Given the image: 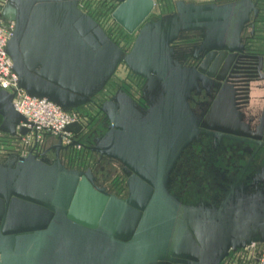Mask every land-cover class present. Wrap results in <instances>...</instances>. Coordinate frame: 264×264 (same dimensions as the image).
Here are the masks:
<instances>
[{
	"label": "water",
	"instance_id": "obj_1",
	"mask_svg": "<svg viewBox=\"0 0 264 264\" xmlns=\"http://www.w3.org/2000/svg\"><path fill=\"white\" fill-rule=\"evenodd\" d=\"M114 1L110 17L127 34L153 6V0ZM78 4L6 0L0 16L13 31L4 52L17 89L66 112L91 103L119 64L147 82L145 92L157 97L129 123L115 103L99 106L110 125L90 148L132 172L127 197L94 189L89 171L68 170L58 158L20 157L10 142L0 161V264H221L228 252L264 244V204L227 198L217 209L186 206L166 189L179 154L202 133L186 104L199 77L175 66L169 45L179 32L199 31L202 49L233 51L255 13L249 0L178 1L175 14L137 30L127 53ZM12 98L0 90V132L20 140L29 130L19 126Z\"/></svg>",
	"mask_w": 264,
	"mask_h": 264
},
{
	"label": "flooded vegetation",
	"instance_id": "obj_2",
	"mask_svg": "<svg viewBox=\"0 0 264 264\" xmlns=\"http://www.w3.org/2000/svg\"><path fill=\"white\" fill-rule=\"evenodd\" d=\"M178 1L194 6H222L242 0H172L171 9L154 18L157 0H153L149 14L132 34L124 32L111 19V12L119 4L114 0H79L78 8L127 53L137 30L144 24L175 14ZM249 3L255 13L251 11L242 25L233 51L202 49L199 31L179 32L169 45L175 66L199 77L186 104L202 133L181 151L168 173L166 185L168 194L182 205L202 204L217 209L227 198L233 202L247 198L256 205L264 204V0H249ZM105 9H110L108 14H104ZM105 16L110 22L108 29L103 27ZM117 31L132 38L128 47L120 46L115 39ZM146 83L119 64L92 102L84 105L95 111L96 128L78 119V127L71 128L68 142L57 136L46 138L43 135L41 142L32 139L27 144L21 141L22 137L17 140L0 132V161L6 154L3 150L10 142H15L20 157L31 152L32 155L42 154L50 162L58 158L68 170L89 171L94 189L126 199V181L132 172L124 169L118 160L100 156L90 148L93 140L100 138L110 125L99 106L104 102L115 103V112L124 123H129L138 113H145L157 97L145 92L148 91ZM117 183L118 191L114 189ZM236 252L238 250L228 252L221 264H229Z\"/></svg>",
	"mask_w": 264,
	"mask_h": 264
},
{
	"label": "built area",
	"instance_id": "obj_3",
	"mask_svg": "<svg viewBox=\"0 0 264 264\" xmlns=\"http://www.w3.org/2000/svg\"><path fill=\"white\" fill-rule=\"evenodd\" d=\"M5 2L6 0H0V13ZM12 31L13 22L5 21L0 16V90L13 93L12 108L23 118V122H20L19 126L29 130V133L23 136L21 141L25 144L32 139L41 142L43 135H51L68 142L70 131L64 129L77 122L78 113L76 110L62 111L46 99L29 97L22 90L17 89V79L11 71V61L4 52V47L11 37ZM261 246L262 249L252 264H264V244Z\"/></svg>",
	"mask_w": 264,
	"mask_h": 264
},
{
	"label": "rangeland",
	"instance_id": "obj_4",
	"mask_svg": "<svg viewBox=\"0 0 264 264\" xmlns=\"http://www.w3.org/2000/svg\"><path fill=\"white\" fill-rule=\"evenodd\" d=\"M171 2H172V0H157V2H156L157 4L155 7L156 9L153 12L152 17L153 18L157 17L158 15L162 14L164 11L170 10L171 9ZM109 11H110V9H105L104 14L106 12L108 14ZM108 26L110 27V22L108 21V18L106 17L103 27L108 29ZM114 37L116 40H118V43L122 47H128L131 43V40H132V38L130 36H127L122 31H117L114 34ZM121 69L122 68H119V71H121ZM116 78H117V76L114 79L116 80ZM101 94L103 95L104 91L102 93H100L99 95L101 96ZM76 112L78 113L79 119L83 124L90 123L92 128H96L98 126V122L95 119V115H94L95 111L93 112L92 109L90 108V106L87 105L84 107H80L76 110ZM67 129L68 128H65L64 130L68 131ZM49 136L50 135H46V138H50ZM117 185H118V183L114 186V189L116 191L119 190V186H117ZM261 249H262L261 245H254L249 250H246V249L243 251L238 250V252L235 253V257L233 259H231V261H229V264H252L253 260L258 256Z\"/></svg>",
	"mask_w": 264,
	"mask_h": 264
}]
</instances>
